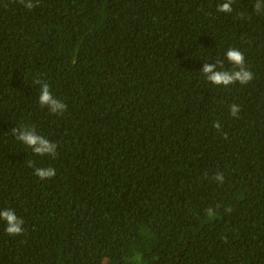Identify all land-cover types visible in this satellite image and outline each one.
I'll list each match as a JSON object with an SVG mask.
<instances>
[{
  "label": "trees",
  "instance_id": "obj_1",
  "mask_svg": "<svg viewBox=\"0 0 264 264\" xmlns=\"http://www.w3.org/2000/svg\"><path fill=\"white\" fill-rule=\"evenodd\" d=\"M223 2L0 0V209L24 221L0 264H264V13ZM229 48L254 78L217 87L199 71Z\"/></svg>",
  "mask_w": 264,
  "mask_h": 264
},
{
  "label": "clouds",
  "instance_id": "obj_2",
  "mask_svg": "<svg viewBox=\"0 0 264 264\" xmlns=\"http://www.w3.org/2000/svg\"><path fill=\"white\" fill-rule=\"evenodd\" d=\"M20 3L27 9H32L35 5L33 0H20ZM233 0H225L218 6L217 11L221 13L232 12ZM254 11L258 14L264 13V0H256L254 4ZM230 64L231 70L224 69V61ZM205 80L217 87L228 88L231 85L239 83L240 85H246L252 81L253 73L245 65V57L242 51L236 48H229L222 60H217L215 63H204L199 71ZM39 85L40 91L38 96V102L42 107H46L50 113L63 114L66 111V104L54 97L50 90V86L46 82L41 80L35 81ZM241 109L237 104L230 106V115L232 117L238 116ZM213 128L219 131L221 124L217 121L213 123ZM11 134L15 136V139L20 141L23 145L27 146L36 156H50L54 157L57 152V145L46 139L44 136L37 133L34 128L31 127H16L11 130ZM226 135V134H225ZM31 165V162L29 164ZM34 175L41 180L51 179L56 175V170L53 167H36L34 169ZM214 179L223 183V174H217ZM207 215L212 217L215 213L213 209L206 210ZM230 211V209H226ZM0 221L5 224V231L10 236L20 235L23 232L24 221L19 218L15 212L10 208L0 209Z\"/></svg>",
  "mask_w": 264,
  "mask_h": 264
}]
</instances>
